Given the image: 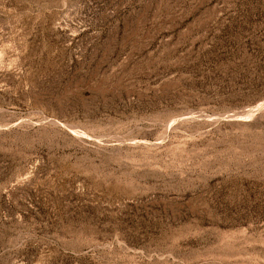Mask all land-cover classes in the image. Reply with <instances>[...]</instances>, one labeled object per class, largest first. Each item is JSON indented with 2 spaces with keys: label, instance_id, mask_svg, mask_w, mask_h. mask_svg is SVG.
Returning a JSON list of instances; mask_svg holds the SVG:
<instances>
[{
  "label": "rangeland",
  "instance_id": "374dc122",
  "mask_svg": "<svg viewBox=\"0 0 264 264\" xmlns=\"http://www.w3.org/2000/svg\"><path fill=\"white\" fill-rule=\"evenodd\" d=\"M0 264H264V0H0Z\"/></svg>",
  "mask_w": 264,
  "mask_h": 264
},
{
  "label": "bare ground",
  "instance_id": "6f19581e",
  "mask_svg": "<svg viewBox=\"0 0 264 264\" xmlns=\"http://www.w3.org/2000/svg\"><path fill=\"white\" fill-rule=\"evenodd\" d=\"M256 110H258V109H256ZM256 110H254L253 112H255Z\"/></svg>",
  "mask_w": 264,
  "mask_h": 264
}]
</instances>
